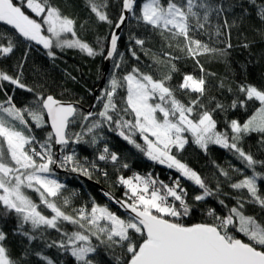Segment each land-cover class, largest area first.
<instances>
[{
	"label": "snow or ice",
	"instance_id": "6c2138e0",
	"mask_svg": "<svg viewBox=\"0 0 264 264\" xmlns=\"http://www.w3.org/2000/svg\"><path fill=\"white\" fill-rule=\"evenodd\" d=\"M86 6L98 22L112 29L107 36L97 37L95 47L79 34L77 19L52 0H0V23L18 34L14 39L0 33V57L14 51L18 38L42 45L51 58L56 57L55 49H79L89 57L103 56L107 60L119 57L113 64L107 86L97 97L102 103L98 113H83L79 101H65L46 94L41 90L42 85L26 84L23 62L16 65L15 74L0 68V91L4 90L3 82H7L33 97L20 107L7 93L6 98L0 100V218L15 214V234L26 238L29 244L41 239L46 248L69 254L75 264H99L95 257L101 248L111 253L115 264H264V219L247 212V206L254 205L264 213V171H257L258 166L264 169V160L257 159L244 147V138L251 133H258L259 143L264 146V88L240 84L238 91L243 99H233L228 107H246L249 101L258 102L259 106L243 122L231 119L225 130L220 131L214 116L218 110L225 111V105L208 95V78L215 73L208 72L200 62L202 56L216 58L228 54L233 47L231 30L237 24L225 14L235 7H240L242 13L246 9L239 0L219 3L212 0H121L120 14L113 20L108 13V0H86ZM127 14L161 38L162 55L152 53L145 47L148 40L132 33L127 52L137 63L121 75L126 60L125 53L119 50L120 36L116 30L125 24ZM213 14L218 21L215 25L212 24ZM257 14L264 21V6ZM240 19L243 21V15ZM84 27L85 24L79 25L80 29ZM203 35H207L208 41L198 38ZM213 36L218 42L224 36V47L213 46ZM164 48H175L184 53L185 58L192 59L200 75L185 73L182 82L173 86V75L179 71L174 61L181 57L173 56ZM137 49L146 56L151 53L153 63L164 66L167 71L154 74L142 70L137 66L140 63ZM224 86L220 81L219 87ZM121 89L124 90L122 96ZM228 91H232L231 87ZM178 92L189 97L195 94V99L185 102L178 97ZM206 99L208 104L215 102V107H208ZM78 120L82 131L73 133L70 128ZM46 126H50V131L42 140L38 139L35 129L43 130ZM105 127L149 160L177 173L169 177L168 183L152 173L118 175L116 183L125 189L123 198L116 199L111 192L104 195L124 209L126 216L94 199L90 207L84 204L71 208V197L75 193L64 195L66 186L54 178L55 168L79 172L90 179L94 171L107 177L108 173L100 169L96 161L85 158L82 162L75 152H62L57 159L53 152L54 144L67 146L70 142H84L95 146L106 139ZM85 136L90 140L85 141ZM137 137L143 142H138ZM190 142L205 153L210 145L227 149L244 168L232 165L225 168L213 161L219 177H223V181L217 177L213 187L181 157ZM109 160L119 163L121 157L104 143L97 161ZM120 167L128 169L130 166L121 163ZM245 168L251 170L250 175ZM235 174H240L241 178L234 179ZM183 181L191 182L200 190L191 197L193 203L188 200ZM222 184L231 191H223ZM28 190L39 197V202ZM211 197L217 199L222 211L209 207L206 219L186 223L185 218L192 215L196 204ZM41 206L49 209L50 214H45ZM64 224L74 226L73 230L65 229ZM49 229L59 233V239L49 242L45 235ZM7 239L8 234L0 229V264H24L21 258L13 257L6 246ZM29 254L32 253L26 248L24 256ZM34 255L43 264H62L43 251H36Z\"/></svg>",
	"mask_w": 264,
	"mask_h": 264
},
{
	"label": "trees",
	"instance_id": "16d2710c",
	"mask_svg": "<svg viewBox=\"0 0 264 264\" xmlns=\"http://www.w3.org/2000/svg\"><path fill=\"white\" fill-rule=\"evenodd\" d=\"M213 3H219L221 0H212ZM227 2V0H225ZM52 3L59 6L66 14H69L77 19L79 34L96 46L97 37H105L112 29L106 23L98 22L94 14L86 6V0H52ZM239 3L246 9L243 13L240 7L231 9L226 13L227 18L235 20L237 26L231 30V43L233 47L228 50L226 56L212 58L209 56L200 57V62L204 65L208 72L215 73V76L209 77V93L210 97H215L216 101L225 105V111H217L214 118L218 121V129L224 131L227 122L231 119H238L241 122L246 120L249 115L259 106L258 102L249 101L246 107H237L235 109L229 108L233 99H243V95L239 93L238 86L243 83L254 84L257 87L264 88V21H261L257 14L260 7L264 6V0H239ZM108 13L113 20H116L121 10V0H108ZM202 11V10H201ZM30 14V13H29ZM243 15L244 19L241 21L240 17ZM87 22V23H85ZM215 14L212 17V24L217 23ZM222 22V21H221ZM85 24L84 29H80L79 25ZM0 33L7 36H13L15 39L18 34L10 26L0 23ZM135 33L141 38H146L148 42L145 47L151 49L152 53L162 55L161 38L152 33L150 29L142 25H138L135 18L129 14L128 19L122 29L120 41L118 42L119 50L125 53L126 63L122 66V71L119 74L130 70L131 66L136 64L134 58H131L130 53L127 52L129 35ZM198 38L208 41L207 35L199 36ZM224 36L217 38L213 36L212 45L216 47H224ZM106 44L107 41H104ZM247 43V48L243 45ZM164 51H170L173 56H179L181 59L174 61L179 69L174 73L171 84L173 86L182 82L185 73H192L199 76L200 71L195 62L190 58H185L184 53L176 50L175 48H164ZM46 49L42 45L36 44L34 41H25L23 38L17 39V47L7 57H0V68L5 69L10 74H15V68L18 63L23 62V80L29 86L42 85V91L46 94H52L59 99L66 101H79V107L83 113H87L85 108L92 106V112L98 113L102 108V103L97 100L101 95L102 90L107 86L109 78L113 72V64L116 57L112 60L109 73L104 84V87L98 91L94 96V90L99 84L100 71L103 64V56L89 57L79 49H55L56 57L51 58L47 55ZM140 56V63L137 65L144 71H152L154 74L166 72L164 66H157L150 59V55H144L143 51L137 49ZM27 55L25 56V54ZM151 65V68L148 66ZM75 77V79H72ZM220 81L224 82V87L220 88ZM4 83V90L0 91V100L6 98L7 95L13 96L14 102L18 107L23 106L30 101L33 97L31 93L26 90L17 89L15 86ZM231 87L232 91L229 92L228 88ZM124 94V90H120V95ZM178 97L185 102L189 98L195 99V94L191 97L182 92L177 93ZM208 104L207 99L204 101ZM208 107L214 108L215 102L208 104ZM81 121H77L71 126L70 131L81 132ZM50 131L48 126L43 130L35 129V134L38 139H43L47 132ZM103 135L106 138L97 145L93 146L90 143H74L70 142L69 145L74 147L77 158L84 161H96L98 167L108 173L107 177L102 175L100 171H94L91 179L79 172H72L68 169L65 171H55L56 176L63 180L66 186L64 195L75 193L71 197V208H78L81 205L88 204L89 207L93 199L96 203L101 205H108L112 211L117 214L126 216L127 214L115 203L104 195L105 192H111L116 199L123 198L125 191L124 187L116 183L118 175L131 176L133 173L148 174L152 173L158 176L159 179L169 182V177H175L177 173L174 169H168L166 166L157 164L149 160L143 153L139 152L122 137L118 136L116 132L110 131L105 127ZM85 141L90 140L89 136L84 137ZM138 142L143 141L137 137ZM260 135L258 133H251L244 138V147L246 151H251L257 159L264 160V146L259 143ZM104 143H108L112 151L117 152L121 160L119 163L109 161H97V156L102 150ZM68 145V147H69ZM67 146L60 148V153L66 151ZM53 152L55 153V145H53ZM181 157L202 176H204L211 186H215L216 178L219 173L213 164H219L221 167L228 168L229 165L236 168H244L243 163L238 160L229 150L224 149L218 145H210L208 153L203 152L195 144L191 142L186 146L185 150L181 153ZM121 163H128L129 168L123 169L120 167ZM247 174H251L250 169H244ZM257 171H264L259 166ZM234 179H239L240 174H235ZM223 181V177H219ZM94 182V183H93ZM184 187L188 190V200L193 203L191 197L197 194L200 190L189 181H183ZM264 187V186H262ZM223 191L230 192L231 190L226 184H222ZM28 194L34 200L39 202V197L31 190ZM234 194V193H233ZM220 198H224L221 196ZM232 203L233 201H228ZM209 207H215L217 211H222L221 206L215 197L208 198L206 202L198 203L190 217L185 218L186 223L200 222L206 219V211ZM45 214H50V210L41 206ZM71 208L68 211H71ZM248 214L258 215L260 219H264V213L254 206H247ZM17 219L15 214H10L8 217L0 218V229L8 234L6 246L10 249L14 258H21L24 264H43L38 257L34 255L36 251H43L44 254L52 257L62 264H75L74 258L69 254L62 253L56 248H46L44 241L37 239L32 241L31 244L26 238L15 234ZM27 227V226H26ZM63 227L69 231L73 230L72 225L64 224ZM39 235V233H36ZM47 240L50 242L54 239H59V233L55 230L49 229L46 232ZM30 249L32 254L24 256L25 249ZM117 252L120 250L117 249ZM99 264H115L112 259L111 253H108L103 248L99 249V254L95 257Z\"/></svg>",
	"mask_w": 264,
	"mask_h": 264
},
{
	"label": "water",
	"instance_id": "95a60500",
	"mask_svg": "<svg viewBox=\"0 0 264 264\" xmlns=\"http://www.w3.org/2000/svg\"><path fill=\"white\" fill-rule=\"evenodd\" d=\"M129 15V14H127ZM126 23V22H125ZM125 25V24H124ZM124 25L121 26L120 29L116 30L117 31V34L119 36H121V33H122V29L124 27ZM111 62L112 60H107L105 58H103V64H102V67H101V71H100V80H99V84L98 86L96 87V89L94 90V96H96V94L98 93V91L100 89H102L104 87V84L106 82V79H107V76H108V73H109V69H110V66H111ZM66 101V100H65ZM92 108H93V105L92 106H89L87 108H85V111L88 112V111H92ZM48 128L50 129V126H48ZM55 145V144H54ZM61 147H64V146H61V145H55V155L56 157L59 156L60 154V148ZM55 171H58V172H61L63 171L61 168H55ZM94 183V182H93ZM124 212L125 210L122 209ZM126 213V212H125ZM127 214V213H126Z\"/></svg>",
	"mask_w": 264,
	"mask_h": 264
},
{
	"label": "rangeland",
	"instance_id": "374dc122",
	"mask_svg": "<svg viewBox=\"0 0 264 264\" xmlns=\"http://www.w3.org/2000/svg\"><path fill=\"white\" fill-rule=\"evenodd\" d=\"M31 14V13H30ZM73 150H74V147L72 146V145H69V147H68V145H67V148H66V151H64L63 153L64 154H70V153H72L73 152ZM60 156H61V153L59 154V156H57L56 158H60ZM158 164V163H157ZM160 165V164H159ZM162 166H165V165H162ZM62 169V168H61ZM63 170V169H62ZM63 171H65V170H63ZM54 178H56V179H58L62 184L64 183L63 182V180H60L57 176H56V174L54 175ZM32 191V190H31Z\"/></svg>",
	"mask_w": 264,
	"mask_h": 264
},
{
	"label": "built area",
	"instance_id": "2783aa9c",
	"mask_svg": "<svg viewBox=\"0 0 264 264\" xmlns=\"http://www.w3.org/2000/svg\"><path fill=\"white\" fill-rule=\"evenodd\" d=\"M57 159H59V158H57ZM63 170H66L65 168H62ZM142 175H146V174H142Z\"/></svg>",
	"mask_w": 264,
	"mask_h": 264
}]
</instances>
